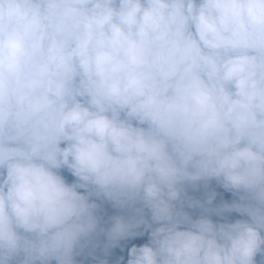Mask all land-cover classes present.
<instances>
[{"label": "clouds", "instance_id": "1", "mask_svg": "<svg viewBox=\"0 0 264 264\" xmlns=\"http://www.w3.org/2000/svg\"><path fill=\"white\" fill-rule=\"evenodd\" d=\"M0 264H264V0H0Z\"/></svg>", "mask_w": 264, "mask_h": 264}]
</instances>
